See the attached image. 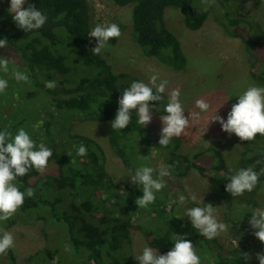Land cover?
<instances>
[{"label":"trees","instance_id":"trees-1","mask_svg":"<svg viewBox=\"0 0 264 264\" xmlns=\"http://www.w3.org/2000/svg\"><path fill=\"white\" fill-rule=\"evenodd\" d=\"M111 1L120 7L132 4L133 37L142 48L143 55L157 58L175 70L185 68L187 57L181 50L177 36L167 28L164 12L169 5L177 7L183 16L184 26L196 31L208 17L209 9L202 11L205 5L197 9L192 0ZM28 4L44 12L48 17L47 22L40 29L24 32L16 26L13 14L7 8H1L0 39L6 38L8 45L0 50L9 56L12 54L11 59L24 65L29 81H33L39 89V92L35 90L36 93L45 97L42 109L46 119L41 121V129L36 134L37 144L41 140L52 149L53 155L49 161L53 159L60 170L58 176H42L43 173L32 168L27 175L14 181L21 191L31 187L34 195L25 197L24 204L11 220L3 223V228L10 229L20 215L29 216L33 209L42 207L43 211L37 214L39 218L47 219L46 213H49L51 218L48 222L51 225L62 224L64 237L61 241L69 250L74 264H138L135 254L131 252L132 232L141 233L147 246L156 249L157 254H165L170 250L174 234L184 236L192 242L201 264H243L241 253H249L254 258L260 249L264 250V243L253 235L255 230L248 223L251 212L257 210L253 208L255 203L251 204L253 206L246 203L247 211L243 220L239 221L230 212L231 201L223 200L227 204V217L233 224L241 223L238 225L248 227L251 232L239 242L240 248L228 251L223 250L218 237L211 240L204 238L192 227L190 219L184 216L186 207H204L206 204L215 207L209 198L215 201L227 195L232 196L225 191L228 179L224 175L230 166L222 150L209 145L193 151L195 146L190 148L189 153L185 138L181 136L174 137L166 147L159 146L160 134L152 132L150 123L140 127L133 110L132 121L125 128L109 130L107 139L111 152L120 160L122 167L132 174L140 166L155 169L160 163L172 165L171 175L164 178L166 187L155 193V202L138 207L135 201L143 195L142 186L115 181L107 170L106 151L100 143L79 129H71L60 115L81 113L93 120L111 123L119 107L118 99L122 91L132 81L139 80L130 79L123 72L114 73L101 53L93 54L88 36L90 24L86 0H25L24 6ZM226 26L231 36L241 40L252 56L260 61L252 59L249 71L257 64L263 65L264 33L258 35V25L238 16L229 19ZM70 57H76L85 67H94L96 75L74 78L67 64ZM258 70L251 73L256 76ZM45 81H55V89L46 88ZM258 83L263 86L261 83L264 82H255L256 85ZM166 102L167 93H164V100L150 102L153 105L152 112L165 115ZM4 128L0 126V130ZM9 130L14 133V127L10 126ZM65 131L67 145L62 142V132ZM258 135L264 142V136ZM81 144L87 148L85 156L77 155ZM207 150L211 155L210 162L204 161L202 156ZM255 161L249 162L248 166ZM207 163L208 168L205 166ZM260 166L257 165V170ZM190 172L205 176L209 188L214 189V195L205 196L200 203L189 199L186 206H179L176 201L180 187L173 177H182ZM260 181H264V175L260 176ZM67 200V206H61ZM235 204L245 206L239 202ZM45 252L51 258V253ZM38 256L39 253H35L27 257L26 263L29 264ZM10 264H18L13 255Z\"/></svg>","mask_w":264,"mask_h":264},{"label":"rangeland","instance_id":"rangeland-1","mask_svg":"<svg viewBox=\"0 0 264 264\" xmlns=\"http://www.w3.org/2000/svg\"><path fill=\"white\" fill-rule=\"evenodd\" d=\"M192 1L197 9L204 6L201 0ZM86 2L90 31L97 24L105 23H116L121 29V36L110 39L108 46L101 51V54L111 65L112 71L126 73L130 79L145 83L148 82L151 75L158 74L159 79L168 81L165 93L173 88L181 90L180 100L184 106L186 117L191 112L200 111L195 106L197 99H205L210 104V108L208 112L200 113V124L206 123L218 107L217 114L226 119L231 105L238 100L237 95L246 90L249 84L264 82V64L259 66L256 63L257 65L251 71L255 73L257 68L259 70L256 72V76L253 75L249 71L252 59L259 60L252 56L241 40L234 39L226 29L229 19L243 16L258 25L260 29L258 35L264 33V2L260 0H252L251 8H245L247 0H214V3L208 7L209 14L206 21L196 31H191L184 26L183 16L177 7L167 6L164 12L165 24L179 39L181 50L188 60L182 70H175L157 58L143 55L142 48L133 37L132 4L120 7L111 0H86ZM9 6L10 0H0V9H8ZM89 43L95 47L96 38L89 37ZM11 56L12 54L9 56L0 50V58H7L10 61L7 73L0 70V78L8 81L7 89L4 93H0V126L14 127L13 134L18 129L24 128L38 143L36 134L41 129V121L46 119V113L42 109L45 97L36 93V91L39 92V89L34 86L33 81H29L27 84L14 79L13 71L25 72V68L24 65H20V62L11 59ZM67 64L71 67L74 78H90L96 75L94 67L81 65L76 57H70ZM261 84L264 86V83ZM257 85L260 86V83ZM60 117L64 123L70 124L71 129H79L83 134L100 143L106 151L107 170L115 181L133 185L128 176L130 170L122 167L120 160L109 148L107 136L112 128L110 122H99L85 117L81 113L61 114ZM194 123L190 120L189 127L181 135L185 138L189 153L191 152L190 148L195 146L193 151L209 145L217 147L222 150L228 165L232 168L247 167L249 162L261 159L257 153L264 150V142L260 140L258 133L254 141H241L234 133L229 135L222 131L218 122H209L208 129L202 136L198 126ZM150 127L154 134H160L162 127L160 115L155 112H152ZM66 135L67 131L62 132L64 139L62 142L67 145ZM67 148L71 152V149ZM202 156L205 158L204 161H211L209 150L203 152ZM205 166L208 168V163ZM59 170L60 167L51 159L42 176L46 174L58 176ZM32 180L34 181L35 177ZM173 180L179 184L180 195L188 198L196 197L195 201L191 200L192 202L200 203L205 196L208 198V195L209 197L214 195V189L209 188L208 179L198 173L190 172L182 177H173ZM231 197L227 195L225 198L215 201L214 198L208 199L216 207L214 215L218 221L230 226L228 232H222L217 236L223 250L226 251L231 248H240L239 242L247 236L246 234L250 230L248 227L238 225L241 223L233 224L227 217V204L223 200L231 201L230 212L234 213L235 219L241 221L247 211V204L253 206L251 204L255 203L253 208L264 209V181H260L252 192L246 191L242 196ZM68 200L61 206H67ZM235 202L245 206L236 205ZM249 208L252 209V207ZM41 211H43L42 207L33 209L29 216L20 215L17 223L10 229L3 228V223L11 218L7 221H0V228L10 231L15 237V247L9 249L6 255H0V264H10L11 255L17 259L18 264H28L26 258L35 253H39V256L29 264H74L69 250L61 241V238L64 237L62 224L51 225L48 222L51 218L49 213H46L47 219L39 218L37 214ZM58 228L62 230L59 231ZM131 239V252L137 256L147 244L144 236L138 232H132ZM45 251L51 253V258ZM259 252H264V250L260 249ZM38 259L42 261L37 262ZM242 261L243 264H259L256 257H251L247 261L242 259Z\"/></svg>","mask_w":264,"mask_h":264},{"label":"clouds","instance_id":"clouds-1","mask_svg":"<svg viewBox=\"0 0 264 264\" xmlns=\"http://www.w3.org/2000/svg\"><path fill=\"white\" fill-rule=\"evenodd\" d=\"M205 5L202 11H207L208 6L214 0H201ZM25 5V0H10L8 12L13 14L12 19L18 28L24 32L42 28L47 22V15L37 9L35 5ZM252 7V0H247L245 8ZM88 36L96 38V45L91 50L93 54H100L108 46L110 39L121 36V29L116 23L97 24L88 33ZM7 39H0V48H6ZM10 61L7 58H0V70L4 73L9 71ZM16 81L29 82V75L26 72L13 71ZM45 87L55 89V81H45ZM168 81L159 79L158 74L149 77L148 82L132 81L130 86L122 91L118 99V109L114 119L111 121L113 130L125 128L131 121L133 110L137 117V124L146 127L152 120V101L164 100ZM8 87V81L0 78V93H4ZM181 90L173 88L167 92V102L164 105L165 115H160L162 127L160 129L159 146L166 147L171 140L179 138L189 127L190 120L198 126L203 136L208 129L209 122H218L222 131L229 135L235 134L241 141H254L256 134L264 136V86L249 84L246 90L237 95L238 100L231 105L227 118L217 114V108L207 119L206 123L200 124V113L208 112L210 104L205 99H197L195 106L200 111L191 112L186 117L185 109L180 100ZM10 125L0 130V221L10 219L24 204L25 197H32L34 190L29 187L21 191L14 183L18 177L27 175L29 169L34 168L39 173H44L48 168L52 149L45 143L37 144L24 129L20 128L13 134L9 130ZM87 148L81 144L77 149V155L85 156ZM261 159L255 161L248 167L232 168L224 175L228 179L225 184V191L232 197L242 196L246 191L252 192L260 182V176L264 175V150L257 153ZM257 165H261L257 170ZM172 165L160 163L157 168L140 166L135 169L134 174H128L131 182L135 185H142V197L136 199L138 207H146L155 202V193L166 187L165 177L171 175ZM155 173V175H154ZM189 199L195 201L196 197L190 198L179 195L176 203L179 206H186ZM216 209L212 204L204 207H186L185 215L192 227L204 238L211 240L222 232H228L230 226L218 221L214 215ZM179 217V216H177ZM253 230V235L261 243H264V209L251 212L248 220ZM187 235V234H185ZM173 246L165 254H157V250L145 245L141 253L135 256L138 264H201L200 256L197 254L192 242L184 236H173ZM15 247V237L10 232L0 228V255H6L9 249ZM259 264H264V252L255 254ZM241 257L247 261L251 258L249 253H241Z\"/></svg>","mask_w":264,"mask_h":264}]
</instances>
